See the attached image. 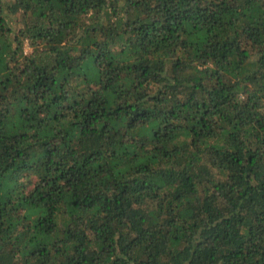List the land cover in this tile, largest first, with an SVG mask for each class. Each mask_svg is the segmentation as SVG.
Here are the masks:
<instances>
[{
	"label": "trees",
	"instance_id": "obj_1",
	"mask_svg": "<svg viewBox=\"0 0 264 264\" xmlns=\"http://www.w3.org/2000/svg\"><path fill=\"white\" fill-rule=\"evenodd\" d=\"M0 264H264V0H0Z\"/></svg>",
	"mask_w": 264,
	"mask_h": 264
}]
</instances>
